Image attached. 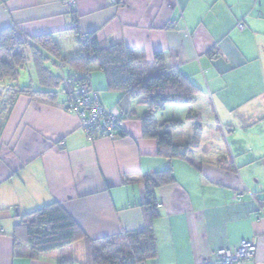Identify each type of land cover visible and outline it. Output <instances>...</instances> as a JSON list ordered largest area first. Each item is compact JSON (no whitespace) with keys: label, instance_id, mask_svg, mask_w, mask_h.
<instances>
[{"label":"crops","instance_id":"crops-1","mask_svg":"<svg viewBox=\"0 0 264 264\" xmlns=\"http://www.w3.org/2000/svg\"><path fill=\"white\" fill-rule=\"evenodd\" d=\"M74 26L94 31L101 43L123 42L147 62L162 50L168 69L198 86L192 104H171L168 114L182 121L172 138L189 141L193 163L165 156L156 139L143 136L145 106L136 100L129 106L134 115L122 121L123 136L88 139L64 108L65 80L76 73L48 56L61 81L51 89L55 98L18 94L0 130V264H57L63 257L85 264L86 239L31 258L24 243L16 245V225L57 201L89 239L139 229L143 179L168 168L173 181L155 188L154 264H204L243 239L255 240L256 254L235 264H264V0H0V32L52 34L67 57L78 50ZM26 65L32 90L43 91L31 59ZM90 85L119 115L120 92L107 87L101 70L91 72ZM244 137L248 150L240 146ZM228 139L234 148L226 147Z\"/></svg>","mask_w":264,"mask_h":264},{"label":"trees","instance_id":"trees-1","mask_svg":"<svg viewBox=\"0 0 264 264\" xmlns=\"http://www.w3.org/2000/svg\"><path fill=\"white\" fill-rule=\"evenodd\" d=\"M121 1L113 3L120 4ZM73 33L78 50L74 56L67 57L62 54L52 34L27 36L16 27L2 29L0 130L13 98L18 94L55 98L51 89L57 88L61 81L46 65V60L51 55L67 62L76 73L65 80V96L68 82H86L90 85V74L95 68L105 74L109 89L120 92L117 102L119 115H116L114 126L116 137L124 135L122 121L134 115L129 106L132 100H136L145 106V112L140 117L143 136L156 139L159 152L165 156H179L191 161L186 155L189 141L175 142L172 138V129L180 126L182 121L172 118L161 120L158 114L164 111L167 105L192 104L199 90L198 86L178 71L168 69L162 50L156 51L152 61L147 62L141 51L128 47L123 42L101 43L94 31L82 33L77 26H74ZM213 51L211 50L210 55ZM30 59L35 69L36 81L43 91H33L29 84L19 87L16 83L19 69ZM4 88H8L6 97L2 93ZM99 136L102 135L97 137ZM170 181H173V176L169 168L144 177L145 202L141 207L145 223L139 229L89 239L64 207L54 201L22 216L14 231L16 245L24 243L29 256L36 258L41 253L62 248L83 238L86 239L85 264H154L157 258V238L153 222L159 215L155 188ZM57 264H73V261L63 257ZM204 264L222 263L219 259L211 257L205 260Z\"/></svg>","mask_w":264,"mask_h":264},{"label":"built area","instance_id":"built-area-1","mask_svg":"<svg viewBox=\"0 0 264 264\" xmlns=\"http://www.w3.org/2000/svg\"><path fill=\"white\" fill-rule=\"evenodd\" d=\"M243 27V23H238V28ZM212 54L214 56L216 52ZM66 86L64 108L79 118L88 139L93 140L98 135L115 138L116 115L103 107L97 91L86 82L71 81ZM255 254V240L243 239L236 246L219 248L212 257L219 259L222 264H235L253 259Z\"/></svg>","mask_w":264,"mask_h":264},{"label":"rangeland","instance_id":"rangeland-1","mask_svg":"<svg viewBox=\"0 0 264 264\" xmlns=\"http://www.w3.org/2000/svg\"><path fill=\"white\" fill-rule=\"evenodd\" d=\"M18 72H19V75H18L16 83L18 85H28L29 82H30V77H31V75H30L31 72L29 71V65H25L24 67L20 68ZM237 88H238V86H237ZM2 90H1L2 93L5 94V97H6L7 92H8V88L6 90H5V88L2 89ZM169 108H171V107H169V105H168L166 107L165 111H162V112H160L158 114V116L160 117L161 120H165V119L169 118L170 116H172V115H168V114L172 113V110H170ZM232 115H233V118L235 120H240L241 121V117H242L241 113L235 111V112L232 113ZM239 127H241V126H239ZM240 131H242V130L239 129V131H237L239 136H241V132ZM243 139H244L243 144L240 143V146L245 148V150H248V148L250 147L249 138L248 137H244ZM228 140H229V142L227 140H224V144L226 145V147L228 146L227 148H230L231 143H232L233 148H234L233 142L230 139H228Z\"/></svg>","mask_w":264,"mask_h":264}]
</instances>
